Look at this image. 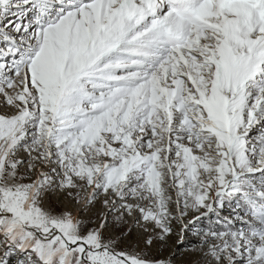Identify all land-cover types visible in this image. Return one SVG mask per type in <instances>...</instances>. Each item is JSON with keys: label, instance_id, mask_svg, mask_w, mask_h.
Returning a JSON list of instances; mask_svg holds the SVG:
<instances>
[{"label": "snow or ice", "instance_id": "6c2138e0", "mask_svg": "<svg viewBox=\"0 0 264 264\" xmlns=\"http://www.w3.org/2000/svg\"><path fill=\"white\" fill-rule=\"evenodd\" d=\"M0 264H264V0H0Z\"/></svg>", "mask_w": 264, "mask_h": 264}]
</instances>
